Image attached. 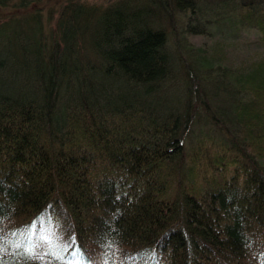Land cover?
<instances>
[{"label":"trees","instance_id":"1","mask_svg":"<svg viewBox=\"0 0 264 264\" xmlns=\"http://www.w3.org/2000/svg\"><path fill=\"white\" fill-rule=\"evenodd\" d=\"M43 1L0 0V264H264V7ZM184 6L260 52L171 48Z\"/></svg>","mask_w":264,"mask_h":264},{"label":"rangeland","instance_id":"2","mask_svg":"<svg viewBox=\"0 0 264 264\" xmlns=\"http://www.w3.org/2000/svg\"><path fill=\"white\" fill-rule=\"evenodd\" d=\"M83 1L91 4L94 2H101L102 0ZM239 1L240 0H197L196 2L199 4L200 15H206L207 18L208 16L210 17V15H214L216 13L219 14L220 10L222 9L223 11L232 9L236 4H238ZM256 2L260 6L264 7V0H256ZM59 5V2L53 0L47 1L43 3V5H40L42 11V22L46 30L50 28V25L53 26V21L56 17ZM7 9L10 10L9 8ZM7 9L0 8V13L2 10L6 12ZM47 14L48 16L50 15L48 18ZM170 17L172 18L170 19ZM159 18V25L163 27L166 34L168 35V46L170 45L171 48L174 43H177L178 38H182L183 42L187 43L189 46L190 51H192L193 54H196L198 46H202L205 49L208 47L207 51H212L214 46H211L212 48H209V46L213 41L215 43L217 41L223 46V49L226 53V58H232L238 62H244L245 60L249 59L248 56L253 57V54L260 52V45L255 41L257 29L240 19H237L235 22H233V24L225 23L217 25L213 22L214 25H212L208 20L206 23H204L206 19L201 20V17L198 19H200V21H204L202 23H204L205 26L202 28L203 25L200 22V24H194V27H190L191 31H189V29L185 30L187 21L189 20L192 22L198 20L194 19V17L191 18V20L189 19V11L188 8L185 9V6L183 8L172 7V15L169 16V18L162 16H159ZM169 19L173 25L169 22ZM209 23L211 25H209ZM169 24H171L172 27H170ZM198 28H200V30ZM218 68H221V63L218 65ZM45 224H47V222L42 220H40L38 223L34 222L31 224L29 233L32 238L39 239L41 236L48 234L50 227L46 226ZM56 227L57 226L55 225V228ZM55 230L56 229H54V231ZM53 237L59 242H64L62 241L61 235L59 233H55ZM53 242L55 243V240H53ZM79 262L77 264H81V262ZM84 264L86 263L84 262Z\"/></svg>","mask_w":264,"mask_h":264}]
</instances>
